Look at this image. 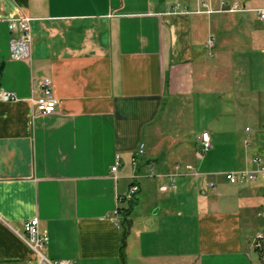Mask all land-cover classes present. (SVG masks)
<instances>
[{
	"label": "crops",
	"instance_id": "crops-1",
	"mask_svg": "<svg viewBox=\"0 0 264 264\" xmlns=\"http://www.w3.org/2000/svg\"><path fill=\"white\" fill-rule=\"evenodd\" d=\"M234 2L239 10L228 11ZM260 9L264 0H0V93L15 94L0 99V264L35 259L19 235L33 217L48 233L44 254L68 264H258L251 242L264 230L263 189L228 184L225 170L202 164L221 146L211 130H204L212 146L202 157L198 146L193 156L181 149V139L171 150L178 154L163 156V131L180 130L158 122L194 96L235 101L240 71L250 103L261 104L262 89L251 97V71L264 55ZM21 16L31 18L30 51L15 60L8 21ZM45 76L58 99L47 115L32 101ZM245 117L258 122L233 129L222 150L235 169L264 157L261 113L253 106ZM148 167L177 173L175 188L162 189L167 176L138 178L125 233L114 210L133 174ZM136 206L143 213L134 216Z\"/></svg>",
	"mask_w": 264,
	"mask_h": 264
},
{
	"label": "rangeland",
	"instance_id": "rangeland-1",
	"mask_svg": "<svg viewBox=\"0 0 264 264\" xmlns=\"http://www.w3.org/2000/svg\"><path fill=\"white\" fill-rule=\"evenodd\" d=\"M257 15L259 18L258 12ZM257 59L258 61L256 63L257 64L256 66H258V68L256 69V71H251V76L253 75L252 76L253 80L251 79V81L253 82L252 85L254 86L251 87V97L252 94L255 93V91H259L260 89H262L261 90L262 94L260 96L262 99L261 104L254 105L252 101L250 103L248 95L246 94L247 90H244L241 87L244 86V84H246L245 82H247V73L243 74V71H240L239 75L236 76V81L239 83V87H237L236 90L237 93L235 96V101L233 99H228L226 96H223L222 99H219V97L212 95L194 96L191 99L189 106H186L185 110L183 107V109L177 111L178 110L177 108H179L180 106L176 105L177 106L176 112L174 113V116L173 115L171 116V119L165 117L164 115H161L158 122L161 128L162 127L167 128L168 130H180L179 131L180 134H178V131H176L177 133L176 135L170 134L169 136H167V134L163 131L164 135H166L164 136V140H163V144H164L163 145L164 150L162 151L163 156H167V157L174 156L173 152L178 154L177 151L171 152V150H173L172 148L173 144L177 143L175 141L178 139H181V141L184 143L183 147L180 146L181 149H184L185 146L187 149L189 148L191 152L190 154H192L191 156L195 155L194 146H198L199 135L202 132H204V130H211L212 132H215L217 134L218 137L217 142L221 146H218V148L215 151H212L210 149L205 154V156L207 157L206 161L203 162L202 164L211 165L212 168L216 170H225V171L237 170L235 169L236 167H238L236 161L233 158H231L230 154L222 152L224 147L229 146L231 131L236 128L243 129L246 125L251 127V124H253L254 122H258V121H253L251 119H247L245 117L249 113L251 107L253 106L257 108L258 111H260L261 113L260 123L264 125V55L257 56ZM220 114L222 115L220 116ZM217 118H219L218 121ZM246 131H248V128H246ZM194 139L195 142H192ZM246 139L248 140L247 144L250 143L249 138ZM191 143L192 145L190 146ZM257 155L259 154H255L254 156ZM185 157L187 158L188 156ZM194 159L200 165L201 159L199 158L198 159L194 158ZM252 165L253 162L251 160V164L249 166H246L241 169L249 168ZM212 175H208V177H211L212 179L218 174H212ZM222 178L224 179L223 176ZM210 181L213 180H209L208 182ZM249 184L251 185L257 184L259 185L258 186L259 188L263 189V195H262L263 198L260 207L261 209L262 206L264 205V181L251 182L248 183L247 185ZM210 189H214V188H210ZM147 206L148 205H144V210H146ZM135 210L136 211L134 216H137L139 212L140 214L143 213V211H141L142 209L140 206L138 207L136 206ZM261 214L264 215L263 212ZM254 260L256 261L255 257ZM99 264H110V263L104 262ZM129 264H134V263L130 262ZM258 264H261L259 260H258Z\"/></svg>",
	"mask_w": 264,
	"mask_h": 264
},
{
	"label": "built area",
	"instance_id": "built-area-1",
	"mask_svg": "<svg viewBox=\"0 0 264 264\" xmlns=\"http://www.w3.org/2000/svg\"><path fill=\"white\" fill-rule=\"evenodd\" d=\"M239 6L237 3H233L228 7V11H237ZM259 18L264 20V9L258 10ZM30 20L28 16H21L16 19L8 21V28L10 31L17 33V36H13L9 39V56L15 60H21L29 57L30 47ZM210 42V41H209ZM39 93L32 99L34 108L37 112L42 114H52L57 110L58 99L54 96L52 90V80L49 77H42L39 79ZM15 98L14 93L2 91L0 93V99L4 101L12 100ZM247 139L244 140L247 143ZM211 136L209 132L204 131L198 137L199 155L206 153L211 148ZM144 153V145L141 143L131 158V164L136 166L137 160ZM253 165L246 169L228 170L223 172L221 175L224 179L233 185H243L250 182L264 181V157L254 156L252 158ZM120 160L118 157L115 158L114 164L111 166V171L116 172ZM189 168V166H187ZM155 176H167L168 184L163 185L162 189L172 190L175 188L177 173H170L166 175L156 174L153 167H148L146 173L143 175L133 174L131 183L128 187L126 198H132L140 189L138 178L141 177H155ZM209 188H215V182L210 181L207 183ZM260 212L264 213V205L260 209ZM118 214V210H114V215ZM21 238L27 243L29 248L36 255L34 260L28 261L26 264H68L63 260H53L48 258L42 251L45 244L48 242V233L45 228L40 226L39 219L33 217L24 221L22 232L19 234ZM264 241V231L259 232L255 235L251 242L252 248H259Z\"/></svg>",
	"mask_w": 264,
	"mask_h": 264
},
{
	"label": "trees",
	"instance_id": "trees-1",
	"mask_svg": "<svg viewBox=\"0 0 264 264\" xmlns=\"http://www.w3.org/2000/svg\"><path fill=\"white\" fill-rule=\"evenodd\" d=\"M137 193L132 198H123L121 201L123 205L117 208L119 216V225L123 227L125 233L128 232V229L131 224L130 216L134 205L137 203ZM253 250L261 264H264V241L262 242L259 248H253Z\"/></svg>",
	"mask_w": 264,
	"mask_h": 264
},
{
	"label": "bare ground",
	"instance_id": "bare-ground-1",
	"mask_svg": "<svg viewBox=\"0 0 264 264\" xmlns=\"http://www.w3.org/2000/svg\"><path fill=\"white\" fill-rule=\"evenodd\" d=\"M12 20V19H11ZM10 21V20H9ZM31 21V20H30ZM18 34L16 33L15 34V36H17ZM29 38H30V41H31V34L29 35ZM204 155V153H202V154H200L199 155V149H198V151H197V156L198 157H202ZM137 162H138V160H137ZM137 165V164H136ZM187 166H189V168H187ZM182 169V168H181ZM185 169H187V171L189 172V174H192L193 176H199L200 174H199V172L197 171V170H195V169H193L190 165H186L185 166ZM251 183V182H250ZM248 184V183H247ZM243 185H245V184H243ZM264 231V230H263ZM263 231H260V232H263Z\"/></svg>",
	"mask_w": 264,
	"mask_h": 264
}]
</instances>
